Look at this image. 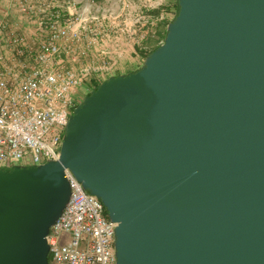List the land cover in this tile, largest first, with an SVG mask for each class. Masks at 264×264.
Listing matches in <instances>:
<instances>
[{
  "label": "water",
  "instance_id": "95a60500",
  "mask_svg": "<svg viewBox=\"0 0 264 264\" xmlns=\"http://www.w3.org/2000/svg\"><path fill=\"white\" fill-rule=\"evenodd\" d=\"M164 42L74 109L59 160L0 168V264H49L70 171L116 264H264V0H178Z\"/></svg>",
  "mask_w": 264,
  "mask_h": 264
},
{
  "label": "built area",
  "instance_id": "2783aa9c",
  "mask_svg": "<svg viewBox=\"0 0 264 264\" xmlns=\"http://www.w3.org/2000/svg\"><path fill=\"white\" fill-rule=\"evenodd\" d=\"M35 1L11 0L21 16L35 19L32 39L11 24L8 13L0 19V168L59 160L66 125L81 103L80 91L99 81V69L93 66H65L64 43L89 36L97 43L104 34L121 35L133 26L145 27L150 19L148 5L134 6L135 0H110L124 3L123 15L103 8L99 0ZM147 1L152 9L164 3ZM130 9L138 13L135 21ZM121 17L123 22H117ZM66 176L72 193L48 235L49 264H116L117 224L72 172Z\"/></svg>",
  "mask_w": 264,
  "mask_h": 264
},
{
  "label": "crops",
  "instance_id": "0c3cea01",
  "mask_svg": "<svg viewBox=\"0 0 264 264\" xmlns=\"http://www.w3.org/2000/svg\"><path fill=\"white\" fill-rule=\"evenodd\" d=\"M38 2V0L35 1L36 5H39ZM106 2L110 6L112 5L110 3H115L116 1H98V3L102 6ZM6 13H8V18L12 25L20 26L24 33L29 37L34 35L35 28L37 26L35 19L27 16H21L18 11H16L11 0H0V19L4 18ZM32 38L33 37H31V39ZM64 44H66L67 47L63 54L65 66L77 70L83 66H93L96 69H99V71L96 72V75L98 80L101 82L108 79L110 76H118L135 72L134 70H130V68H128L129 64H135L131 57L133 54L132 51H130L129 54H124L123 50L122 53L117 54L115 46H112L104 41L103 44H100V42L95 43L89 37H85L79 43L67 41V43ZM103 61L105 62L103 63ZM104 67H107L108 70H102ZM92 90L93 86H90L89 89L86 88L81 90V97L86 96Z\"/></svg>",
  "mask_w": 264,
  "mask_h": 264
},
{
  "label": "rangeland",
  "instance_id": "374dc122",
  "mask_svg": "<svg viewBox=\"0 0 264 264\" xmlns=\"http://www.w3.org/2000/svg\"><path fill=\"white\" fill-rule=\"evenodd\" d=\"M136 1V2H135ZM133 2L134 6L140 5H148V9L145 10L147 15L150 16L149 23L146 24L145 27L138 26L137 28L133 26V28L124 34H104L102 39L104 42L109 43L112 46H115L116 53H122L124 50V54H129L130 51L133 52L132 59L135 64H129L130 70L137 71L139 70L145 60V52L150 51L152 48L158 43H163L167 34V26L168 24L176 17V6L177 0H164L162 6L158 7V9H152L150 5L152 2H148L147 0H135ZM112 5H108V3H104L103 8L110 9L112 8L117 14L124 13V3L123 2H115L110 3ZM159 11L158 17H154L151 12ZM133 15V21L138 19V13L135 9H130ZM153 16V17H152ZM123 22V17H121L117 22ZM87 38V37H86ZM91 39V36H89ZM103 41H100V44H103ZM75 42V41H70ZM123 44V45H122ZM126 44V45H124ZM125 47V48H123ZM93 86V84H92ZM85 97V96H84ZM84 97H80V101L84 99Z\"/></svg>",
  "mask_w": 264,
  "mask_h": 264
},
{
  "label": "trees",
  "instance_id": "16d2710c",
  "mask_svg": "<svg viewBox=\"0 0 264 264\" xmlns=\"http://www.w3.org/2000/svg\"><path fill=\"white\" fill-rule=\"evenodd\" d=\"M176 9H177V10H176V16H177L178 11H179L178 0H177V6H176ZM151 14H152L154 17H158L159 11H158V10H157V11H156V10H155V11H152ZM161 44H162V43H158V44L155 46V48H152L150 51H146V52H145V57H147L150 53H152V51H153L154 49L158 48ZM101 83H102L101 81H95V82L93 83V89L97 88ZM106 214H107V213H106Z\"/></svg>",
  "mask_w": 264,
  "mask_h": 264
}]
</instances>
